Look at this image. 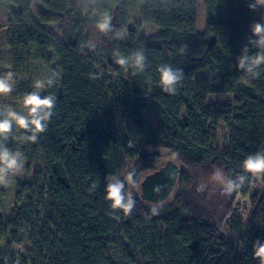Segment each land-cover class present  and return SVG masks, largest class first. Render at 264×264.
Here are the masks:
<instances>
[{"label": "trees", "instance_id": "16d2710c", "mask_svg": "<svg viewBox=\"0 0 264 264\" xmlns=\"http://www.w3.org/2000/svg\"><path fill=\"white\" fill-rule=\"evenodd\" d=\"M1 2L14 6L7 31L14 67L26 74L32 57L48 67L40 98L54 94L56 105L36 143L13 128L0 139L30 163H45L18 185L17 204L0 218V241L25 230L29 248L20 257L0 255V264H260L254 242L264 244V177L249 175L224 192L244 175L247 156L264 153V63L251 73L249 60L238 67L245 55L264 51L252 33L261 23L256 0H205L201 29L199 0ZM36 2L47 11H35ZM135 2L156 34L141 36L142 22L131 19ZM106 20L90 48L88 27ZM121 57L126 65L117 64ZM162 67L181 77L175 94L162 91ZM26 86L18 85L21 98L32 93ZM215 94L229 98L210 101ZM221 125L226 149L219 147ZM168 159L181 169L171 196L142 200V180ZM212 177L219 179L214 186L203 183ZM111 178L135 201L129 215L105 200ZM5 196L0 186V209Z\"/></svg>", "mask_w": 264, "mask_h": 264}, {"label": "clouds", "instance_id": "9594fccd", "mask_svg": "<svg viewBox=\"0 0 264 264\" xmlns=\"http://www.w3.org/2000/svg\"><path fill=\"white\" fill-rule=\"evenodd\" d=\"M257 5L264 7V0H256ZM255 5L250 6V10H254ZM110 19V18H109ZM100 29H107L108 21L99 24ZM252 33L254 36L259 37L258 43L264 45V23H253ZM246 52V50H245ZM245 60H249V66L246 71L248 73L253 72L254 68H259L261 63H264V51L258 53L254 58H249L245 55L244 59H241L238 67L243 69L245 67ZM117 64L126 65L128 61L121 57L117 59ZM135 66L142 70L143 68V57L137 55L135 59ZM160 74V85L163 92L169 94H175V87L178 84L181 77L169 67H162L158 69ZM13 73L8 72L4 77H0V97L8 96L12 91V85L8 82ZM58 79V78H57ZM51 83V81H49ZM34 88L44 89V83L36 81ZM56 105V96L50 94L45 98L41 99L37 92L26 94L22 98V106L26 110L27 115H19L16 111L11 110L7 112V115L0 119V139L7 138L13 125L18 129L29 131L31 134L26 137V141L29 143H36L37 137L47 130L49 117L52 115V109ZM24 167V157L18 151L12 153L10 150L5 149L0 144V186H9L14 180L9 183L6 180V175L15 177L20 175ZM242 170L244 175H240L237 178V182L229 180L224 185V192L227 194L236 191L241 186L245 179L249 178V175L253 178L260 179L264 177V153L257 152L255 155L247 156L242 162ZM131 180V176L128 177ZM111 178L108 182L107 188L105 189L106 196L105 200L110 202V208L122 211L125 215H129L134 207L135 201L131 198L130 194H122L124 192L125 184L120 179L116 178L115 182H112ZM155 214V209H153ZM117 218L118 217H114ZM254 256L259 259L260 264H264V244L259 243V240L254 242Z\"/></svg>", "mask_w": 264, "mask_h": 264}, {"label": "rangeland", "instance_id": "374dc122", "mask_svg": "<svg viewBox=\"0 0 264 264\" xmlns=\"http://www.w3.org/2000/svg\"><path fill=\"white\" fill-rule=\"evenodd\" d=\"M205 0H199V10H198V27L199 29L203 28L206 24V7ZM259 22L264 23V7L257 5ZM14 9V6H5L0 0V77H4L6 73L11 72L13 75L8 80L12 85L13 91L6 97H0V111L3 115V118L7 115L8 111L14 110L19 115H27L26 110L22 106V98L18 91V85L26 84V88L31 90V92H37L39 96H43L45 91V86L47 84V71L48 67L43 65L35 57H32V60L27 67L26 74L19 75L18 71L12 60L11 50L7 43V31H8V20L9 14ZM35 11H47L39 2H36L34 5ZM142 5L139 2H135L131 5V19L134 22H142L141 18ZM141 36L148 37L156 34L159 29L156 26L147 23H141ZM45 27L49 31H53L55 26L52 24H46ZM88 32L90 36V48L95 49L99 45L101 39V29L98 26L91 25L88 27ZM259 39V37L255 36ZM202 71L199 76L203 75ZM41 81L44 83V89L34 88V83L36 81ZM228 95L215 94L212 95L210 101L220 102L228 99ZM185 116V114H184ZM18 133L25 132L24 130L18 129L15 125L12 127ZM229 146V135L227 128L223 125L219 129V147L221 149H226ZM45 170V163L43 159H40L37 163H30L29 160L24 159L23 171L20 175L12 177L7 175L6 180L11 183L9 186L5 187L6 196L3 200L2 208L0 209V218L6 219L11 215L12 209L15 207L16 203V192L18 185L24 182H31L33 180V174L36 171ZM219 180L218 177L209 178L207 181H203L207 186L212 184L214 186L215 181ZM223 185V181L219 182V187ZM240 207H247V201L239 200ZM242 205V206H241ZM249 210V209H248ZM243 211L241 210V214ZM16 231V236L10 234L5 235L6 239L0 241V255L6 253H13L14 256H22L26 250L29 248V234L25 230H13ZM10 232V231H9ZM3 233L0 230L1 238L4 237ZM14 237H17V240H14Z\"/></svg>", "mask_w": 264, "mask_h": 264}, {"label": "water", "instance_id": "95a60500", "mask_svg": "<svg viewBox=\"0 0 264 264\" xmlns=\"http://www.w3.org/2000/svg\"><path fill=\"white\" fill-rule=\"evenodd\" d=\"M180 171L179 165L168 159L157 171L144 177L141 182V199L153 204L166 201L176 186Z\"/></svg>", "mask_w": 264, "mask_h": 264}, {"label": "bare ground", "instance_id": "6f19581e", "mask_svg": "<svg viewBox=\"0 0 264 264\" xmlns=\"http://www.w3.org/2000/svg\"><path fill=\"white\" fill-rule=\"evenodd\" d=\"M170 196H171V195H170ZM170 196H169V197H170Z\"/></svg>", "mask_w": 264, "mask_h": 264}]
</instances>
